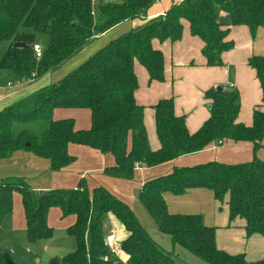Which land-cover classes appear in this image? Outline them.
I'll return each instance as SVG.
<instances>
[{
	"label": "trees",
	"instance_id": "obj_1",
	"mask_svg": "<svg viewBox=\"0 0 264 264\" xmlns=\"http://www.w3.org/2000/svg\"><path fill=\"white\" fill-rule=\"evenodd\" d=\"M158 1L108 3L100 7L97 19L94 0H0V42L9 44L0 61V75L9 73L18 81L31 82L56 72L98 37L143 19ZM219 11L229 14L230 26H246L254 39L264 28V0H184L174 4L165 16L113 38L62 80L4 109L0 113V161L18 151H29L49 160L52 172H60L76 161L69 146L82 145L114 157L115 165L105 169L106 176L132 180L138 167L155 168L200 153L214 143H251L255 152L252 161L175 168L146 182L140 202L160 233L207 264H264V259L250 262L244 254L220 250L216 228L206 226L201 215L172 214L165 199L167 194L181 197L189 190H209L217 202L228 205L230 222L242 219L248 237L264 236V160L257 157L264 142V56L249 59L263 94L252 126L238 122L240 95L224 88L207 92L210 117L194 134L189 132L186 118L176 115L174 99L161 100L154 107L160 145L154 151L145 125V108L136 100L139 82L135 63L147 69L151 81L164 82V54L154 48L153 41H180L184 20L192 35L204 42L207 66H224V54L234 48V42L228 40L230 28L220 23ZM36 33L50 37L40 60L33 49ZM56 109L90 110L91 128L77 130L74 119L55 120ZM44 120L50 126L40 140L28 131L18 137L13 134L16 122ZM17 192L22 196L30 243L53 237L54 229L48 224L52 208L60 209L64 218H76L68 234L76 240L77 249L60 264H119L107 243V225L113 217L127 233L118 247L130 264H176L172 254L152 240L135 212L104 187L91 192L82 180L76 189H56L34 197L24 179H5L0 181L1 218L13 213ZM0 264H4L3 254Z\"/></svg>",
	"mask_w": 264,
	"mask_h": 264
},
{
	"label": "crops",
	"instance_id": "obj_2",
	"mask_svg": "<svg viewBox=\"0 0 264 264\" xmlns=\"http://www.w3.org/2000/svg\"><path fill=\"white\" fill-rule=\"evenodd\" d=\"M183 1L159 0L145 13L143 19L133 23H124L98 37L58 71L48 73L38 80L21 82L9 73H2L0 75V113L26 99V96L32 92L62 80L116 36L129 32L150 19L165 16L174 4ZM219 21L225 28H230L228 40L234 42V48L224 54L223 67L207 66V60L202 54L204 42L199 37L192 35L190 24L186 20L183 21L184 29L180 41L176 43L153 41L154 48L161 50L164 54V82L151 81L147 69L141 63H135V72L139 82L136 100L139 105L145 108V125L151 148L154 151L160 148L156 133L154 107L161 100L174 99L176 115L186 118L188 130L194 134L202 128L210 117V101L206 97L207 92L212 89L224 88L240 95L238 122L252 126L254 111L256 107L261 105L263 94L256 71L249 66V59L253 56H264V28L258 30L257 37L254 39L246 26H230L231 19L228 13L219 11ZM36 43L38 42L36 41ZM3 80H6L7 83L4 84ZM54 119H74L77 130H89L92 125V114L88 109H56ZM69 152L76 158V162L60 172H52L48 160L40 159L31 152L18 151L9 159L0 161V181L21 178L28 185L30 184L32 190L40 191L39 194H42L56 189H76L80 182L85 180L88 182L91 192L96 187L106 188L127 204L140 220L130 199L121 193L113 192V188H118V184H116L118 182L104 174L106 168L115 165V159L112 155H103L97 150L75 144L69 146ZM254 157V145L251 143H214L200 153L183 156L151 169L138 167L135 172L137 177H139V173L141 175L140 189H142L146 182L168 175L175 168L194 167L211 162L235 165L250 162ZM257 157L264 160V142L257 153ZM165 199L172 214L201 215L206 226L216 228L217 246L220 250L230 255L244 254L250 262H258L264 259V236L248 237L245 230L246 222L242 219L237 218L234 222H230L228 205L217 202L211 191L205 189L189 190L186 195L181 197L167 194ZM177 200L179 203L176 205ZM62 215L58 208L50 210L48 214L49 225L53 226L54 230L57 228L65 232H62V235L52 242L51 246H44L43 253L36 252L27 240L24 206L21 203L20 195L15 193L13 213L0 219V241L13 243L17 247L19 244L17 245L16 242L23 243V247L27 248V254H23L26 264H32L37 257H41L38 264H53L56 260L60 262L65 256L74 253L77 249L76 240L68 234V229L75 224L76 218L68 217L65 224H61L57 222V219ZM111 225H113L112 220L109 226L111 227ZM153 230L157 234L160 233L157 227H153ZM146 231L149 230L146 229ZM112 233H115L114 229L109 235ZM116 237L115 243L120 246L121 241L127 237V233L121 231ZM174 247L178 248L175 245ZM175 248L173 252H175ZM166 252L172 254L176 264H189L175 256L176 252L175 254ZM111 257L119 264L123 262L130 264L129 257L122 252H120L119 257L113 255ZM4 264L10 263L6 262L4 258Z\"/></svg>",
	"mask_w": 264,
	"mask_h": 264
},
{
	"label": "rangeland",
	"instance_id": "obj_3",
	"mask_svg": "<svg viewBox=\"0 0 264 264\" xmlns=\"http://www.w3.org/2000/svg\"><path fill=\"white\" fill-rule=\"evenodd\" d=\"M108 3H120V0H94L93 5H94L95 18H97V19L99 18L100 7L103 5H106ZM36 37H37L36 41L39 44H41V46L43 47V51H44V48L50 42V37L44 33H36ZM8 46H9L8 43L0 42V61H1V59L5 53L6 49L8 48ZM6 79L8 80V78H6ZM3 82H4V84L7 83L6 80H3ZM41 89H43V88H41ZM41 89H39L35 92H32L31 94H29L26 97L28 98L29 96L34 95L36 92L40 91ZM49 126H50L49 121H45V120L32 122L29 124L16 122L13 126V134L15 137H18L21 132L28 131V132L32 133L34 136H36V138L38 140H40L41 136L49 128ZM219 144H223V143L219 142ZM25 152L30 153L29 151H25ZM38 158H40V157H38ZM40 159H43V158H40ZM44 160H46V159H44ZM83 168H84V166H83ZM86 168H89V167H86ZM112 179H114V178H112ZM115 180L118 182V183H116V184H118V188H117L118 190L113 188V192L114 193H121L122 195H125L130 199L132 206L136 209L138 216L140 218V221L142 222L141 224H143V226L147 230H149L148 231L149 236L153 240H155L157 242V244H159L166 251H169V252L174 253V254L176 252L175 256H178L180 259L186 261L189 264H194V262H195V264H203V263L207 264L206 262L202 261L197 256H195L192 253H190L189 251L183 249L182 247L178 246V248H175L169 236L162 234V233L157 234V232L153 230V227H156V225H155L153 219L151 218V216L149 215V213L146 211V209L140 203V191H141V189H140V184H141L140 183L141 182L140 173H139V177H137V174L135 172L134 178L132 180H123V179H115ZM30 188H31V186H30ZM31 190H32V188H31ZM32 191H33V196L38 197L40 191L35 192L34 189ZM17 193L20 195L21 203L23 205L22 196L19 192H17ZM13 201H14V196H13ZM178 203H179V200L176 201V205ZM13 210H14V208H13ZM183 211H185V210H183ZM0 219H2V218H0ZM65 220H66V218H64L62 215L61 217H59L57 219V222L61 223V224H65ZM112 223H113V225H111L109 232H111L113 229L115 230V233H116V234L114 233L115 235H119L121 231L125 232L124 227L114 217L112 218ZM50 227H52L54 229L53 226H50ZM26 232H27V229H26ZM62 232H65V231H60L59 229L55 228L54 235L51 239L40 240V241H37L35 243H30V245H32V248L34 251L43 253L44 246H48V245L51 246L52 242L57 240L59 238V236L62 235ZM27 240H28V235H27ZM16 243H17V245L19 244L18 245L19 248L13 243L0 241V254H3L6 262H8L10 264H26L23 254H27V248L23 247V243H21V242H16ZM174 248H175V252H173ZM40 259H41V257L35 258L34 261L32 262V264H38V261H40ZM39 264H42V263H39ZM122 264H126V263L123 262Z\"/></svg>",
	"mask_w": 264,
	"mask_h": 264
},
{
	"label": "built area",
	"instance_id": "obj_4",
	"mask_svg": "<svg viewBox=\"0 0 264 264\" xmlns=\"http://www.w3.org/2000/svg\"><path fill=\"white\" fill-rule=\"evenodd\" d=\"M33 49L36 54V58L40 60L43 56V47L41 46V44L36 43L34 44ZM116 240H117L116 235L112 233L111 235L108 236L107 243H108L110 254L113 256L119 257L120 251H119L118 245H116L115 243Z\"/></svg>",
	"mask_w": 264,
	"mask_h": 264
},
{
	"label": "water",
	"instance_id": "obj_5",
	"mask_svg": "<svg viewBox=\"0 0 264 264\" xmlns=\"http://www.w3.org/2000/svg\"><path fill=\"white\" fill-rule=\"evenodd\" d=\"M20 45H17V47H19ZM107 227H109V225H107ZM53 264H60V262L58 260H56Z\"/></svg>",
	"mask_w": 264,
	"mask_h": 264
}]
</instances>
